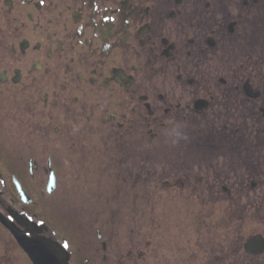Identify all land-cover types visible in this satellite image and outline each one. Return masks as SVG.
Masks as SVG:
<instances>
[{"label":"flooded vegetation","instance_id":"obj_1","mask_svg":"<svg viewBox=\"0 0 264 264\" xmlns=\"http://www.w3.org/2000/svg\"><path fill=\"white\" fill-rule=\"evenodd\" d=\"M184 198L264 221V0H0V216L68 264H162L121 261L115 201ZM0 264H31L1 222Z\"/></svg>","mask_w":264,"mask_h":264},{"label":"rangeland","instance_id":"obj_2","mask_svg":"<svg viewBox=\"0 0 264 264\" xmlns=\"http://www.w3.org/2000/svg\"><path fill=\"white\" fill-rule=\"evenodd\" d=\"M75 185L72 196L83 197L73 193ZM88 192L84 187V193ZM72 200V213L78 216L85 212L81 211L85 208L83 201ZM194 201L196 203L188 202L186 198L183 202L161 201L153 204L152 210L137 202L139 212L131 210L127 200L115 201V250L121 261L129 260L130 250L145 249L144 243L151 241L148 257L162 264H264V253L248 256L242 251V244L248 236L264 232V221L254 216L255 201L240 202L243 213L249 215L243 220L245 223L233 219L228 232L223 229L225 215L220 214L210 201ZM193 209L194 216L190 214ZM90 219V216H80V226L86 230L88 227L84 224ZM109 221L110 227L112 223ZM256 225L262 227L261 230Z\"/></svg>","mask_w":264,"mask_h":264},{"label":"water","instance_id":"obj_3","mask_svg":"<svg viewBox=\"0 0 264 264\" xmlns=\"http://www.w3.org/2000/svg\"><path fill=\"white\" fill-rule=\"evenodd\" d=\"M15 235V238L19 243L21 244V247L27 252V254L30 256V258L34 261V264H62V262H59L58 259H52L48 260L45 257L42 256V254L38 255L39 248H44V244H38L39 241L43 242L40 239H27L24 237H21L19 235Z\"/></svg>","mask_w":264,"mask_h":264},{"label":"clouds","instance_id":"obj_4","mask_svg":"<svg viewBox=\"0 0 264 264\" xmlns=\"http://www.w3.org/2000/svg\"><path fill=\"white\" fill-rule=\"evenodd\" d=\"M169 135L172 137H175V139L173 140V143H176L179 141V139L184 138L182 133L179 131V128H174L169 132Z\"/></svg>","mask_w":264,"mask_h":264},{"label":"snow or ice","instance_id":"obj_5","mask_svg":"<svg viewBox=\"0 0 264 264\" xmlns=\"http://www.w3.org/2000/svg\"><path fill=\"white\" fill-rule=\"evenodd\" d=\"M40 2L43 3L44 0H40ZM41 223H43V221H41ZM59 247L62 250H68L71 247V245L69 244L67 240H64V241L59 242Z\"/></svg>","mask_w":264,"mask_h":264}]
</instances>
